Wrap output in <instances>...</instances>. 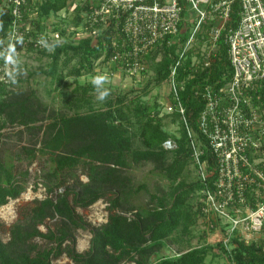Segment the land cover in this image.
<instances>
[{"label": "trees", "instance_id": "1", "mask_svg": "<svg viewBox=\"0 0 264 264\" xmlns=\"http://www.w3.org/2000/svg\"><path fill=\"white\" fill-rule=\"evenodd\" d=\"M28 2V6L38 5L37 1ZM70 2L72 0H44L37 19L31 21L34 26L29 33L35 38L44 26L41 18H47L50 12L56 13ZM0 5V38H3L13 16L4 7L3 0ZM236 11L237 3H234L230 15L232 21L237 18ZM27 16L28 11H24L23 18ZM187 34L186 31L180 34L181 44ZM167 40L169 37L147 54L146 62H149L153 75L138 94L128 98L117 93L107 97L101 107H95L89 93L97 92L93 83L77 85L73 90L76 95L65 101V106L74 111L52 116L47 123L43 122L50 117L47 106L34 91L25 93L11 88L20 81L18 72L8 85L0 83V139L7 135L5 129L15 126L22 127L19 135L27 133L30 136L28 145L21 146L15 158L10 147H2L5 143L0 140V206L19 197L26 188L28 170L16 169L15 161L27 160V164H31L37 156H47V167L41 174L47 195L35 199L31 207L19 212L9 227L8 240L0 239V264H53L62 256L72 264H204L209 254L216 255L214 248L226 256L228 264H264V238L246 242L236 229L225 233L226 241L214 245L205 243L172 257L150 261L164 239L170 238L180 227L183 233H189L197 217L201 216L209 223L211 231L217 226L215 219L204 213L201 203L197 201L193 210L188 202L192 195L201 194L208 181L197 175L191 182H185L181 176L191 162L194 169L197 168L190 142L192 137L201 142L200 159H210L203 145L204 137L198 130L197 120L204 102L196 94V89L216 81L222 84L230 74L222 40L207 67L201 63L196 67L191 64L194 49L181 59L177 52L179 44L169 45ZM112 49L106 35L99 36L96 41L91 37L75 43L67 41L55 45L51 51L35 49L29 43L26 51L35 50L50 58L46 70L38 67L29 76L43 73L56 85H61L67 76L97 75L94 61L103 53L106 60ZM177 60L181 63L177 67L175 82H182V86L177 85L176 99L170 88L169 101H178L183 113L174 111L160 117L159 105L150 106L141 101L139 95H146L152 87L168 81L171 66ZM103 88L108 89L102 85ZM167 117L171 122H178L179 137L164 129ZM134 140L138 143L135 144ZM166 140H172L175 146L164 148ZM37 144L39 147H35ZM142 163H151V173L169 181L168 192H148L144 183L134 186L132 177L124 170ZM79 167L80 172L86 174L87 181L79 178ZM142 190L148 194V204L132 203L133 194ZM100 198L108 200L107 220L91 226L76 212V207H87ZM51 219H55L53 227L42 232L39 225ZM77 229H87L91 234L89 247L84 252L75 249ZM35 238L42 239L45 245H38Z\"/></svg>", "mask_w": 264, "mask_h": 264}, {"label": "built area", "instance_id": "2", "mask_svg": "<svg viewBox=\"0 0 264 264\" xmlns=\"http://www.w3.org/2000/svg\"><path fill=\"white\" fill-rule=\"evenodd\" d=\"M30 1L38 5L28 6V0H3L13 19L7 34L0 38V83L8 85L17 74L18 51L23 48L26 52L29 43L35 49L51 51L67 41L75 43L85 37L96 41L106 35L112 53L106 60L105 53L99 58L141 83L147 74V54L166 37L169 45L179 44L181 59L194 49L191 64L195 67L200 63L209 66L218 42L223 41L228 78L222 77V84L216 81L196 89L204 102L198 130L210 154V159L201 160V142L191 138L196 173L208 181L198 202L207 216L226 220V233L241 227L252 233L249 237L238 231L246 242L264 238V0H72L41 18L44 26L35 38L29 33L34 26L31 21L37 19L44 0ZM234 3L237 18L232 21ZM24 11H28L27 18H23ZM51 16H56L57 22L50 21ZM50 26L52 37L46 33ZM184 31L188 34L181 44ZM180 63L177 60L171 66L168 80L175 99L177 85L182 86L175 82ZM164 106L168 113H183L178 101ZM174 146L172 140L163 143L166 149Z\"/></svg>", "mask_w": 264, "mask_h": 264}, {"label": "rangeland", "instance_id": "3", "mask_svg": "<svg viewBox=\"0 0 264 264\" xmlns=\"http://www.w3.org/2000/svg\"><path fill=\"white\" fill-rule=\"evenodd\" d=\"M2 6L0 5V10ZM50 21L57 22L56 16H51ZM67 25L66 23H62ZM52 26L47 27L46 33L50 37L53 36ZM20 68L18 71V77L20 78L19 83L14 86H11L14 91L18 92H29L34 91L38 99L47 106V114L50 117L44 119V123L49 122L52 116L59 114H71L74 109L68 108L65 106L66 100H72L76 95L73 90L77 85H85L92 82L93 77L97 75H106L107 81L103 86L107 87L110 91L108 97H112L115 94L126 95L128 98L133 97V95L138 94V91L153 75L151 69H149V62H147L148 70L147 74L144 77V80L139 83L137 79L131 78L126 74L122 73L118 69H114L112 65H106L101 58L94 61V70L97 72V75L85 74L80 77L67 76L64 78V82L61 85H56L51 78L43 73H35L32 76H29V73L33 72L36 68L41 67L43 70L48 68L50 58L40 52L35 50L33 51H24L21 48L18 51ZM160 56L158 55L157 58ZM74 63V61H72ZM71 63V64H72ZM66 72V69L64 70ZM91 101L94 103L95 107H101L104 100L101 101L97 98V92L91 91ZM170 85L168 81L162 83L158 87H152L148 94L139 95V99L143 102H146L148 105L152 106L154 104L159 105L158 116L162 117L165 114L170 115L165 109L164 103H168L170 100ZM165 127L164 129L175 137H179L180 133L178 131L179 124L177 121L171 122L170 117L164 119ZM22 129L21 126H15L13 128L9 127L4 130L7 134L6 136L1 137L3 141L2 147H10V151L15 158V154L21 151V146L28 145L30 136L27 133H18ZM41 137V133L39 135ZM134 143H138L137 140H134ZM35 147H39L37 144ZM46 155L37 156V159L34 160L31 164H27V160L22 162L15 161L16 169L25 168L28 170V175L25 180V190L15 199H10L5 205L0 206V239L4 242L8 240L9 236V227L16 221L18 218L19 212L24 209L31 207L35 199L45 198L46 191L45 187L42 185V176L43 169H46ZM152 168L151 163H142L135 165L131 168L125 169V173L132 177L134 186L144 183L148 192H155L158 194H163L169 191V181L161 178L160 176L151 173L150 169ZM81 171V167L78 168L77 173ZM79 178L82 181H87L86 174L80 172ZM197 178L196 170L194 169L192 162L184 170L181 179L185 182H191ZM60 189L59 191H61ZM199 196L196 194L192 195L189 199V205L192 209H196V202L198 201ZM131 202L136 205H146L148 204V194L145 190L140 191L137 194H133ZM108 200L106 198H100L91 205L87 207H76V212L82 216V218L88 222L91 226H97L102 223H105L108 216ZM217 222L216 228L211 231V225L207 223L201 216L196 218L195 224L191 225L189 233H183L181 227L178 228L170 238L164 239L161 242V246L158 250L151 256L150 261L154 262L162 257H172L178 253L187 250L190 247H198L202 244H211L223 240L226 241L225 233L229 224L226 220L220 218L217 219L213 217ZM217 219V220H216ZM55 219L46 220L45 223L39 225V229L42 232H46L47 227H53ZM241 234L252 236V233L243 230L239 227L238 230ZM91 234L87 229H77L76 230V244L75 249L78 252H84L89 247V240ZM35 241L38 245L43 246L44 241L40 238H35ZM213 252L216 255L209 254L204 264H228V260L223 253H218V249L214 248ZM53 264H72V262L66 257L62 256L59 259L53 261ZM131 264V263H129Z\"/></svg>", "mask_w": 264, "mask_h": 264}, {"label": "clouds", "instance_id": "4", "mask_svg": "<svg viewBox=\"0 0 264 264\" xmlns=\"http://www.w3.org/2000/svg\"><path fill=\"white\" fill-rule=\"evenodd\" d=\"M106 81H107L106 75H97V76L93 77V79H92V83H93L94 87L96 88V91L98 94L97 98L101 101L105 100L110 94L109 89H106V88L102 89V85Z\"/></svg>", "mask_w": 264, "mask_h": 264}]
</instances>
